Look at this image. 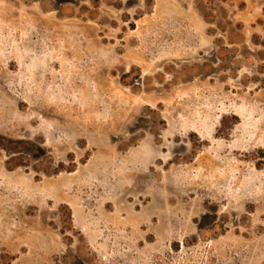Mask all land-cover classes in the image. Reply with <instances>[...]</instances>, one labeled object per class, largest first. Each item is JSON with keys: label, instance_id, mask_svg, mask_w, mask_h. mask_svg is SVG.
Listing matches in <instances>:
<instances>
[{"label": "rangeland", "instance_id": "obj_1", "mask_svg": "<svg viewBox=\"0 0 264 264\" xmlns=\"http://www.w3.org/2000/svg\"><path fill=\"white\" fill-rule=\"evenodd\" d=\"M0 264H264V0H0Z\"/></svg>", "mask_w": 264, "mask_h": 264}]
</instances>
